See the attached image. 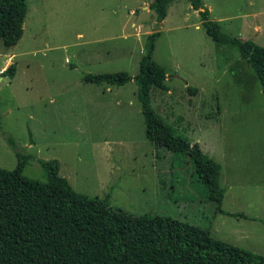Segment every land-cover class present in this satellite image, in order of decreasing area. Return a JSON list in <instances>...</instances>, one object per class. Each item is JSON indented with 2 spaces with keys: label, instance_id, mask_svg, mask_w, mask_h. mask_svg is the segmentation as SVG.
I'll return each mask as SVG.
<instances>
[{
  "label": "rangeland",
  "instance_id": "rangeland-1",
  "mask_svg": "<svg viewBox=\"0 0 264 264\" xmlns=\"http://www.w3.org/2000/svg\"><path fill=\"white\" fill-rule=\"evenodd\" d=\"M152 1L27 0L19 41L8 47L0 39V53L15 54L13 77L0 73V168L13 169L16 152L29 154L23 174L45 182L39 160H57L59 174L78 192L108 196L110 205L134 215L186 221L264 255V219L215 212L190 158L149 141L136 79L116 86L83 78L135 76L149 35L159 32L152 59L165 69L167 89L151 90L152 107L221 164L222 209L244 207L264 217V94L257 74L236 45L206 34L188 0H174L161 22ZM202 3L224 32L264 47V0Z\"/></svg>",
  "mask_w": 264,
  "mask_h": 264
},
{
  "label": "trees",
  "instance_id": "trees-1",
  "mask_svg": "<svg viewBox=\"0 0 264 264\" xmlns=\"http://www.w3.org/2000/svg\"><path fill=\"white\" fill-rule=\"evenodd\" d=\"M173 1H152L158 22L166 17ZM188 1L198 10L207 35L238 47L241 58L257 74L264 94V47L224 32L218 21L209 18L202 0ZM27 10V0H0V39L5 46L21 38ZM158 33L149 35L135 76L117 71L86 73L83 78L116 86L136 79L147 138L157 147L187 155L215 212H223L221 164L204 153L198 142L190 143L177 134L151 105V90L167 89L166 71L152 59ZM2 73L13 77L15 65L9 63ZM16 157L13 169L0 168V264H264V255L216 239L208 229L170 216L134 215L110 205L108 196L89 197L76 191L59 174L57 160H39L47 173L45 182L30 179L23 169L32 156L16 152Z\"/></svg>",
  "mask_w": 264,
  "mask_h": 264
},
{
  "label": "crops",
  "instance_id": "crops-1",
  "mask_svg": "<svg viewBox=\"0 0 264 264\" xmlns=\"http://www.w3.org/2000/svg\"><path fill=\"white\" fill-rule=\"evenodd\" d=\"M154 10H155V8H153ZM244 40V39H243ZM14 53H0V57H2V58H4V63H3V65L0 67V71L1 70H3V69H5L6 68V66L9 64V63H11L12 62V60L15 58L14 57ZM1 73V72H0ZM198 91L199 90H201L199 87H195ZM262 136H264V134L262 135ZM254 139V138H253ZM254 140H258V139H254ZM264 140V139H263ZM190 143H193V142H191V141H189ZM253 143H255L256 144V146L257 147H259V141H255V142H253ZM252 143V144H253ZM261 149H263L264 150V142H261ZM238 166V165H237ZM250 177L252 178V180H253V182H255V179H254V177H253V175L252 174H250ZM262 178L264 179V174L262 175ZM235 185H236V187L237 188H242V187H244L245 186V184H242L241 183V178H240V167H237V177H236V181H235ZM239 189H237V191H236V199H237V201H240V200H242V193L240 192V190ZM223 201H224V197H223ZM224 211H225V213L226 214H228L227 212H229V213H233V211H230V210H228V209H223ZM239 213H243V214H245L247 217H241V216H238V217H236V218H238V219H246V220H252L253 222H260V223H262L261 222V220H263L264 219V217L263 216H261V215H259V213H256L254 210L253 211H247L246 209H244V207H243V209H241V211H239ZM230 215V214H229ZM232 216V215H231Z\"/></svg>",
  "mask_w": 264,
  "mask_h": 264
},
{
  "label": "built area",
  "instance_id": "built-area-1",
  "mask_svg": "<svg viewBox=\"0 0 264 264\" xmlns=\"http://www.w3.org/2000/svg\"><path fill=\"white\" fill-rule=\"evenodd\" d=\"M4 71V69L3 70H1L0 72L2 73Z\"/></svg>",
  "mask_w": 264,
  "mask_h": 264
}]
</instances>
